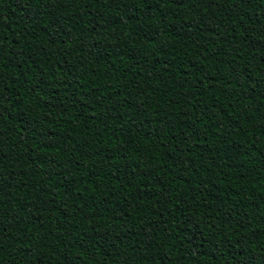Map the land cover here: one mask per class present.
Instances as JSON below:
<instances>
[{"label": "trees", "instance_id": "16d2710c", "mask_svg": "<svg viewBox=\"0 0 264 264\" xmlns=\"http://www.w3.org/2000/svg\"><path fill=\"white\" fill-rule=\"evenodd\" d=\"M0 264H264V0H0Z\"/></svg>", "mask_w": 264, "mask_h": 264}]
</instances>
